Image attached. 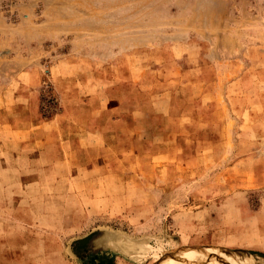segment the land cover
<instances>
[{"label":"rangeland","instance_id":"374dc122","mask_svg":"<svg viewBox=\"0 0 264 264\" xmlns=\"http://www.w3.org/2000/svg\"><path fill=\"white\" fill-rule=\"evenodd\" d=\"M0 264H264V0H0Z\"/></svg>","mask_w":264,"mask_h":264},{"label":"bare ground","instance_id":"6f19581e","mask_svg":"<svg viewBox=\"0 0 264 264\" xmlns=\"http://www.w3.org/2000/svg\"><path fill=\"white\" fill-rule=\"evenodd\" d=\"M133 244V243H132ZM140 253H143L142 250H140Z\"/></svg>","mask_w":264,"mask_h":264}]
</instances>
